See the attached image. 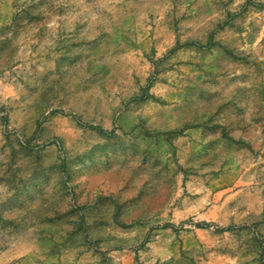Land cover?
I'll return each instance as SVG.
<instances>
[{
  "label": "rangeland",
  "instance_id": "obj_1",
  "mask_svg": "<svg viewBox=\"0 0 264 264\" xmlns=\"http://www.w3.org/2000/svg\"><path fill=\"white\" fill-rule=\"evenodd\" d=\"M0 264H264V0H0Z\"/></svg>",
  "mask_w": 264,
  "mask_h": 264
}]
</instances>
